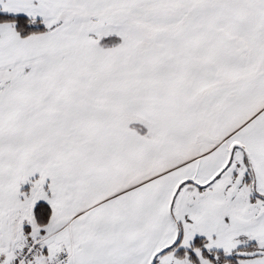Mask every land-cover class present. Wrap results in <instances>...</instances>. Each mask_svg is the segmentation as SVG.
Returning a JSON list of instances; mask_svg holds the SVG:
<instances>
[{"label": "snow or ice", "instance_id": "1", "mask_svg": "<svg viewBox=\"0 0 264 264\" xmlns=\"http://www.w3.org/2000/svg\"><path fill=\"white\" fill-rule=\"evenodd\" d=\"M0 264H264V0H0Z\"/></svg>", "mask_w": 264, "mask_h": 264}]
</instances>
